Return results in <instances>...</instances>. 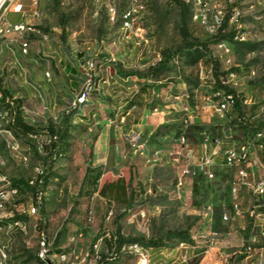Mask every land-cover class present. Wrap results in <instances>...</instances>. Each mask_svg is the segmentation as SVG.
<instances>
[{"label":"rangeland","instance_id":"374dc122","mask_svg":"<svg viewBox=\"0 0 264 264\" xmlns=\"http://www.w3.org/2000/svg\"><path fill=\"white\" fill-rule=\"evenodd\" d=\"M113 2L117 7L116 22L111 21L107 11V6L114 5ZM113 2L42 0L39 3L41 16L32 19V24L41 29L47 37L43 39L32 36L28 56L18 53L14 57L13 52L17 53L16 47L9 46V43L3 46V61L0 63L2 95L4 89L9 92L11 100L20 101L24 106V121L38 133L30 138L16 134L8 128L0 129V174L5 175L11 182L24 181L34 175L35 166H40L47 179L39 216L25 214L31 193L6 205L7 217L0 221V264H44L36 259V229L40 224L41 228L47 230L50 238L54 239L53 250L72 249L68 238L78 228H84L85 233L76 246L78 249H88L103 228L104 216L109 209L113 211V226L116 228L118 225L125 237L158 239L162 245L173 244L178 239H187L177 233L187 230L189 235L198 218V210L205 204H211L214 208L213 228L216 231L226 232L239 228L238 218H231L225 224L220 221L222 211H231V176L223 167L219 164L214 166L215 179L211 181L197 177L191 183L187 182L185 186L177 188L173 168L166 161L154 162L152 153L156 149L171 147L182 132L193 141L201 130L209 132L219 140L240 141L246 136V123L258 127L264 125L263 9L255 0H236L240 10L238 21L246 40L229 42V53H225L213 45L214 43L209 44L211 55L219 62V70H228L235 74L234 88L249 101L248 105L239 110L241 116H244V122L229 123L212 117L209 112L201 109L206 98L211 96L215 82L209 59L200 47L174 55L158 77L145 73L149 66L160 59L163 48L177 44L180 39L177 29L178 8L174 1L143 0L144 10L140 14V21L147 43L135 44L134 40L131 45L121 41L119 30L120 14L126 7L125 0ZM18 17V13H7V18L11 21ZM188 27L194 37L208 38L190 20ZM114 46H118L117 52ZM78 51L84 56L82 61L84 58L94 57L101 63L105 62L110 54L115 58L114 62L106 61L108 85L104 83V86H100L99 91L92 94V99L87 103L95 104L98 108L93 109L97 112L94 119L104 118V114L108 115V111L114 107L120 106V110H123L131 103L140 107L146 103V99L151 100V110L157 106L159 113L164 112V121L149 140L152 144L149 149L151 160L146 161V146H138V140V145H130L136 149L133 153L134 163L127 168L128 173L125 176L117 177L116 174L120 171L115 169L117 165L110 163L109 159L105 164H99L100 160L93 161L96 132L88 129L90 121L82 119L79 107H72L74 98L62 97L55 104L54 92L58 88L63 93L62 96H68L64 90L65 82L58 83V87L54 83L53 88L50 84L45 88L33 80L27 66L28 61L25 59L34 57L40 69H49L51 76H57L59 62L62 65L70 64V56ZM4 62L6 63L1 68ZM117 76L129 77L126 81H121L120 86L118 83L112 85L111 81ZM112 86H116L114 90H122L116 97H112L115 93L111 92L109 95L105 91ZM152 89L156 93L161 92L166 99L153 96ZM78 90L79 88L75 92ZM96 98L102 100V105L95 102ZM0 105H3L1 101ZM111 105L114 107H110ZM102 109L105 113H102ZM134 121L136 122V118ZM49 125L69 127V145L62 155L48 157L45 148L41 149L39 146L49 140ZM260 157L264 173L263 151L260 152ZM118 178L122 180L123 186L115 196H102L98 193L102 183ZM248 205L249 197L243 192L240 208L246 222ZM140 209L146 214L143 223L138 215ZM10 212L14 216L21 212L26 231L8 226ZM89 214L92 220L86 224ZM231 217H234V214H231ZM239 232L244 235V230L239 228ZM252 234L256 237L253 243L248 240L244 245L232 247L226 257H220L218 253L211 254L205 263L235 264L245 255V247L249 245L251 248H262L261 263L264 264V233L256 230ZM237 250L243 251L242 254ZM203 255L205 253L199 255L200 260ZM250 260L254 259L251 257ZM112 264L135 262L130 256L121 255Z\"/></svg>","mask_w":264,"mask_h":264},{"label":"built area","instance_id":"2783aa9c","mask_svg":"<svg viewBox=\"0 0 264 264\" xmlns=\"http://www.w3.org/2000/svg\"><path fill=\"white\" fill-rule=\"evenodd\" d=\"M66 2L69 0H58ZM93 2L113 0H92ZM188 5L190 11V21L203 33L210 37L217 32H233L232 40H221L213 45L221 48L225 53H229V42H242L246 38L241 32L238 16L240 10L236 0H180ZM264 11V0H255ZM42 0H0V36L5 31H15L14 40H9V46L13 42L18 44L19 54L26 53V41L21 38V25L30 23L33 27L32 19L40 17L39 3ZM114 3V2H113ZM126 7L120 14V19L125 21L126 42L135 44L147 43V38L143 37L140 14L144 10L143 0H125ZM8 12L19 14V19L11 21L7 18ZM101 13V10H100ZM117 7L114 3V14L112 19H116ZM38 30V28H37ZM38 37L44 39V33L38 31ZM94 57H88L81 64L80 69L83 77L79 90L71 102L72 107L81 106L82 100H87V92L96 93L99 85H91L92 61ZM115 61V60H114ZM221 71V70H220ZM210 72V71H209ZM224 72V71H221ZM47 78V73L44 72ZM235 74L226 70L224 74H218L217 82L221 83V91L218 94H211L202 105V110L209 112L212 117L219 118L224 122H233L235 119H244L238 115V108L248 105L249 101L240 94L234 86ZM215 82V80H214ZM230 90H233L230 91ZM153 96L156 92L151 90ZM3 97L0 96V100ZM224 101H231L235 104V114L226 115ZM152 111H157L154 106ZM13 100L4 98V104L0 105V129L9 128L14 118ZM188 117V116H187ZM186 122V120H185ZM247 127L250 123H246ZM257 128V127H255ZM36 135H34L35 137ZM41 143V149L45 144ZM135 137L131 140V145L136 146ZM264 152V140H259V136H251V130L247 129L243 140H219L209 132L201 130L197 133L195 141L190 140L184 133H180L174 140L171 147L156 149L153 153L154 162L166 161L174 170L175 185L181 188L187 182L201 177L204 181L215 179L214 166L219 164L230 174L229 197L231 211L224 210L220 215L221 223L225 224L231 219V214H242L240 205L242 193L246 192L249 197V205L246 209V217L250 221L249 240L253 243L256 237L253 231L264 233V173L260 152ZM220 161H217V160ZM43 173L40 166L34 167V175L24 180V183H13L0 174V221L7 217L6 205L15 202L20 197H27L29 193L30 203L27 205L25 214L27 216H39L40 208L43 204ZM34 187V190L31 188ZM24 191V192H23ZM21 214V212H19ZM8 226L26 231V224L21 219H15L10 212ZM141 222H144L145 212L138 211ZM197 220L193 225L187 239H178L170 245H150L145 246L137 241L123 242L118 247V234L113 226V211L109 209L104 216L103 228L92 241L88 249H78L77 242L84 236V228H78L68 241L73 246L70 250H53L54 239H51L45 228L36 229V256L44 264H109L114 262L121 255L130 256L135 264H189L191 259L198 253H206L209 249L217 246L224 232L216 231L214 224V208L211 204L203 205L197 212ZM92 220L89 214L85 223ZM2 227L0 225V231ZM121 236L125 237L120 231ZM126 238V237H125ZM250 249V248H249Z\"/></svg>","mask_w":264,"mask_h":264},{"label":"crops","instance_id":"0c3cea01","mask_svg":"<svg viewBox=\"0 0 264 264\" xmlns=\"http://www.w3.org/2000/svg\"><path fill=\"white\" fill-rule=\"evenodd\" d=\"M122 41L125 43L123 39ZM31 43L29 45V52L31 50ZM129 44L131 45V43ZM11 46L16 47V49L18 48L17 42H13ZM114 47H115V51L117 52L118 46H114ZM2 52L0 53V63L3 61ZM18 53H19L18 49H17V53L13 52L14 57H16ZM83 57L84 56L81 55L80 51L75 52V54L71 55L69 58L70 64L62 65V63L59 62L60 67L57 69L58 75L51 76L50 74L49 78H46L44 76V72L47 69L46 68L40 69L38 61L34 57H31L29 59L25 58V59L26 61H28L27 66L30 68V72L33 77V80L39 84H42L45 88H47L49 84L53 88L54 83L56 84V87H58V83L65 82L64 90L66 91L68 96H62L63 93L58 88V90L54 92V102L56 104V102L60 101L62 97L74 98L75 95L77 94V92L75 91L77 90V88H79L83 77L80 66L84 62V60L87 59L84 58V60L82 61ZM109 57H111L114 62L115 58L111 54ZM109 57L105 59V62H101L100 64L98 60L95 59L96 60L95 74H96V79H98L99 81V86H104L105 85L104 83H107L108 85L109 83L108 75H107L108 66L106 64V61ZM5 63L6 62H4L1 68L4 67ZM55 66L57 67V64H55ZM128 77L129 76H117L115 79H113V81H111V84L113 85L114 83H118L117 85L120 86L121 85L120 82L126 81ZM115 88L116 86L108 87L105 89V91H107L109 95L115 93L112 94V97H116L117 93L121 92L122 90L121 89L114 90ZM8 93L9 92H7V96ZM156 95L161 96L162 99H166L164 98L166 96L163 97L161 92H158ZM150 101L151 100L146 99V103L142 104L140 107H138L136 104L133 103L130 106L124 108L123 110H120L119 108L120 106L115 108L113 105H111L110 107H114V108H111V110L108 111V115L104 114V118L101 119L100 118L94 119L95 115L97 114V112L93 111V109L97 108L95 104H83L79 106V110H80L79 114L82 116V119L90 121L88 122L90 125L88 129L89 130L93 129L96 132V139L93 146V161L100 160V162H98L99 164H105L109 159L110 163H114L117 165L115 169H119L120 171L118 174H116L117 177L125 176L128 173L127 168L133 165L134 163L133 153L136 149L135 147L130 146L133 137H135L137 142L139 140L138 143L139 145L137 144L138 146H146V161L151 160L149 158L151 154L149 152V149L152 148V144L149 143V140L151 135L156 130V128L160 125V123L164 121V114H163L164 112L161 111V113H159L158 109L157 111H152L149 105ZM95 102L102 105V100L100 98H96ZM153 104L156 103L153 102ZM20 108L22 110L24 106L21 105ZM99 110H101V108ZM103 111L104 109H102V113ZM135 118H136V122L134 121ZM106 119L108 121H104ZM231 218L232 219L238 218L239 223L237 224V227H239L241 230H244L246 225V219H244L242 214L234 215V217ZM239 228L230 229L224 232L217 246L209 249L205 253V255H203L202 259L199 261L198 264H206L205 262L208 256L211 254L218 253L220 257H226L229 255L228 253L229 249H231L234 246L244 245L246 242H248L249 237L245 238L244 235H242L239 232ZM245 248H246V250H244L245 255L242 257L239 256L240 258L235 264H248V262L250 264H262L261 263L262 248L259 247L251 248L249 245H247ZM237 252L242 254L243 251L237 250ZM234 253L235 252L233 251L232 254ZM198 254H202V253L197 252V255ZM197 255L191 259L190 264L194 259L198 257ZM251 257L254 260H250Z\"/></svg>","mask_w":264,"mask_h":264},{"label":"trees","instance_id":"16d2710c","mask_svg":"<svg viewBox=\"0 0 264 264\" xmlns=\"http://www.w3.org/2000/svg\"><path fill=\"white\" fill-rule=\"evenodd\" d=\"M174 3L176 4L178 8V22H177V29L179 33V41L177 44L171 45L169 47L163 48L160 52V59L153 65L149 66L146 70V74L154 77H158V75L167 68V65L170 61V59L181 52L185 51H190L193 48L200 47L207 55L209 62L211 64V71L215 80V84L217 82V76L218 74H224V72H221L219 70V62L216 58H214L209 50V44L210 43H216L221 40H232L233 32H217L216 34L206 38V39H199L197 37H194L191 32L189 31L188 27V20H190V11L188 5L184 4L180 0H173ZM63 22V21H61ZM135 74V73H133ZM233 92V90H230ZM7 96V92L3 89V97L5 98ZM4 98H2L0 101L2 104H4ZM130 103V102H129ZM133 104V103H131ZM129 104V106L131 105ZM21 104L18 99L13 100V109H14V118L12 124L9 126L10 130L13 131L16 134H19L23 137H29V133L37 134V130L33 128L31 125L27 124L22 115V110L20 108ZM240 109L238 108V111ZM239 114L241 112L239 111ZM255 127L253 124H250L248 126V130L254 129ZM48 136L50 137V142L45 144V150L47 151L48 157H55L57 154L62 155L68 148L69 145V138H70V132H69V127L67 125H61L59 127H55L53 125L48 126ZM97 176H95L96 181ZM43 184H42V189L46 185V179L47 176L45 173H43ZM24 183L23 180H16L13 183ZM123 182L120 178L114 180V181H109V182H104L100 185L98 188V193L102 196H115L117 192L122 190ZM34 190V187L31 188ZM22 214H15V219H21ZM42 224L38 226V228H41ZM116 232L118 234V239H117V244L118 247L123 242H134L137 241L143 245L150 246V245H162L158 239L155 240H144L141 237H133V238H125L121 236L119 226L116 225ZM250 232V221L247 218V222L244 228V237L247 238L249 236ZM177 234L183 235L188 238V233L187 230L179 231ZM201 254H198L197 258L192 261V264H198L200 261L199 256ZM119 258V257H118ZM36 259L39 262H42L39 258ZM113 262H110L109 264H112Z\"/></svg>","mask_w":264,"mask_h":264},{"label":"bare ground","instance_id":"6f19581e","mask_svg":"<svg viewBox=\"0 0 264 264\" xmlns=\"http://www.w3.org/2000/svg\"><path fill=\"white\" fill-rule=\"evenodd\" d=\"M107 11H108V14H109V17H110L111 21H115V19H112V15L114 14V5H110L109 4L107 6ZM39 13H41L40 9H39ZM36 18H39V17H36ZM36 18H33V19H36ZM33 27H35V28H30V23H23L21 25V38L24 41H26V53H27V54H21L23 56H26L29 53V45L31 43V37L32 36H37L38 37V31H41V29H39L34 24H33ZM37 28H38V30H37ZM119 30L121 32V38L126 42V28H125V21H123V19H120ZM144 33H145V30L143 29V37L146 38L144 36ZM46 37H47V35L44 34V39ZM14 38H15V31H5V32L2 33V36H0V53L3 50L4 44L9 43V40H14ZM107 61L108 62H113L111 57H109L107 59ZM95 67H96V60H93L92 61V70L94 71V73H93V75L91 77V85H99V81H98V79H96ZM45 72L47 73V78H49L50 77V72L48 70H46ZM99 88H100V86H99ZM212 90H213L212 94H218V91H221V83H216ZM92 94H94V92H87V100H82L81 101V105L87 104L88 102H90V100L92 99ZM0 96L3 97L1 90H0ZM5 98H9V97L6 96ZM224 110H225L226 115L235 114V104H232L231 101H224ZM235 121H236V123L244 122L243 119H235ZM245 128H246V126H245ZM34 135H36V134H33V133H29L28 134V136L30 138L34 137ZM251 136H259V140H264V125L260 126V127H257V128H254V129H251Z\"/></svg>","mask_w":264,"mask_h":264}]
</instances>
